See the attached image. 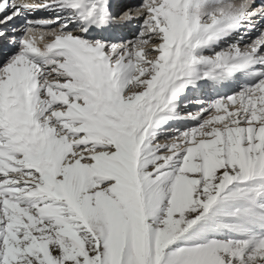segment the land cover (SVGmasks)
Returning <instances> with one entry per match:
<instances>
[{
    "label": "snow or ice",
    "instance_id": "6c2138e0",
    "mask_svg": "<svg viewBox=\"0 0 264 264\" xmlns=\"http://www.w3.org/2000/svg\"><path fill=\"white\" fill-rule=\"evenodd\" d=\"M0 264H264V0H0Z\"/></svg>",
    "mask_w": 264,
    "mask_h": 264
}]
</instances>
